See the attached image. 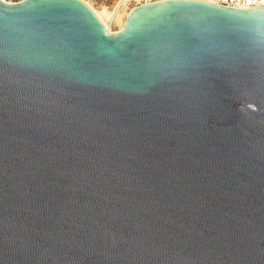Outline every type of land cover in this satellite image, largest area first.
<instances>
[{"label": "water", "instance_id": "water-1", "mask_svg": "<svg viewBox=\"0 0 264 264\" xmlns=\"http://www.w3.org/2000/svg\"><path fill=\"white\" fill-rule=\"evenodd\" d=\"M171 3L0 0V264H264V8Z\"/></svg>", "mask_w": 264, "mask_h": 264}, {"label": "snow or ice", "instance_id": "snow-or-ice-1", "mask_svg": "<svg viewBox=\"0 0 264 264\" xmlns=\"http://www.w3.org/2000/svg\"><path fill=\"white\" fill-rule=\"evenodd\" d=\"M55 2V0H53ZM164 2V0H161ZM210 0H172V3L168 6L173 8H192L203 7ZM7 37L0 31V49L3 48ZM142 43L144 50L150 55H166L167 52L173 47L175 40L167 33H161L159 35H149L143 38Z\"/></svg>", "mask_w": 264, "mask_h": 264}, {"label": "bare ground", "instance_id": "bare-ground-1", "mask_svg": "<svg viewBox=\"0 0 264 264\" xmlns=\"http://www.w3.org/2000/svg\"><path fill=\"white\" fill-rule=\"evenodd\" d=\"M2 2L6 3V0H1ZM82 1L84 4H86L91 10L92 12L96 15V17L99 19V21L102 23V25L106 28V31L108 32V34H116L117 32H115L114 27L117 24V22L119 21V19H121V16H123L124 18H122L121 20V25H120V30H122L124 28L126 19L128 17V15L130 14V12L134 9L132 7H127L126 6V0H121L120 2L117 3V5L112 8V9H103L102 11H98L96 10L92 5H90V3L87 0H80ZM8 4V3H7ZM114 12V19L112 22V25L110 27H108V22L111 19L112 15Z\"/></svg>", "mask_w": 264, "mask_h": 264}, {"label": "built area", "instance_id": "built-area-1", "mask_svg": "<svg viewBox=\"0 0 264 264\" xmlns=\"http://www.w3.org/2000/svg\"><path fill=\"white\" fill-rule=\"evenodd\" d=\"M24 0H6L8 4H18ZM168 1V0H164ZM126 6L137 8L139 6L159 3L161 0H126ZM216 6L246 10L250 8H264V0H210L207 2Z\"/></svg>", "mask_w": 264, "mask_h": 264}, {"label": "rangeland", "instance_id": "rangeland-1", "mask_svg": "<svg viewBox=\"0 0 264 264\" xmlns=\"http://www.w3.org/2000/svg\"><path fill=\"white\" fill-rule=\"evenodd\" d=\"M90 5H92L96 10L102 11L103 9H112L114 8L118 2L121 0H87ZM124 16V15H123ZM121 16V19L117 22V24L114 27V31L117 33H120L122 30H120L121 20L124 18Z\"/></svg>", "mask_w": 264, "mask_h": 264}]
</instances>
